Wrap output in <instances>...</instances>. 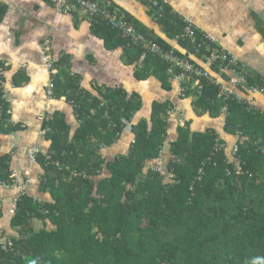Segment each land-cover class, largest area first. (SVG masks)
Returning a JSON list of instances; mask_svg holds the SVG:
<instances>
[{
	"label": "trees",
	"instance_id": "1",
	"mask_svg": "<svg viewBox=\"0 0 264 264\" xmlns=\"http://www.w3.org/2000/svg\"><path fill=\"white\" fill-rule=\"evenodd\" d=\"M158 9L150 4L149 12L158 15ZM3 13L0 7V19ZM157 22L167 38L134 20L161 50L175 49L191 58L195 49L188 41L179 40L185 53L169 43L185 27L169 4L162 7ZM92 31L108 49L122 48L124 64L135 65L137 80L155 77L164 90L172 89L173 75L161 55L120 37L100 18L92 22ZM196 34L200 41L202 31L197 29ZM2 67L0 132L10 133L20 125L12 124L6 113ZM75 77L58 70L54 91L56 97L73 101L79 127L72 134L60 111L43 123L50 149L38 157L45 170L41 190H49L54 201L39 202L27 194L18 198L12 218L18 235L13 246L0 245V264H264L262 111L229 100L223 112L225 102L218 88L205 80L198 88L187 89L182 95L192 96L198 116L223 117L224 133L239 136L234 143L238 150L227 152L226 141L215 128L193 130L187 120L170 142L173 159L166 170L173 176L165 182L161 166L152 162L160 159L168 138L173 103L154 100L150 118L134 120L142 108L138 92L129 95L121 87H101L94 95ZM25 79L23 72L14 75L17 86ZM128 126L135 134L128 153L106 161L102 145H112ZM9 162V156H0V183L13 181ZM105 169L108 174L101 177ZM33 218L44 224L48 220L52 227L36 230Z\"/></svg>",
	"mask_w": 264,
	"mask_h": 264
},
{
	"label": "crops",
	"instance_id": "2",
	"mask_svg": "<svg viewBox=\"0 0 264 264\" xmlns=\"http://www.w3.org/2000/svg\"><path fill=\"white\" fill-rule=\"evenodd\" d=\"M109 1L112 8L115 7L133 22L137 20L156 35L167 38L161 25L151 16L145 0ZM167 1L177 16L188 18L198 30L214 37L217 46L227 49L264 81V0ZM0 7L4 10L0 19V64L3 65L1 71L4 77L2 96L9 104L6 110L9 121L20 125L13 132H0V156L10 157L9 170L13 179L12 183H0V233L13 244L14 237L18 235L12 227V218L16 213L12 211L13 203H18L23 194L39 202L54 201L49 190H41L45 170L38 162L39 155L47 154L50 149V141L46 139L43 128L46 117L55 111L62 112L72 134L80 125L73 101L68 102L63 96L58 98L55 95L54 77L60 69H64L66 76L68 73L76 76L80 86L94 95L101 87H121L129 95L138 92L142 108L136 112L134 120L150 118L154 100L171 101L173 109L169 114L168 138L160 159L152 162L159 164L166 175L168 162L173 159L170 142L176 139L177 127L185 121H192L193 130L215 128L220 138L226 141L229 153L239 138L224 133L223 117L198 116L199 112L192 105V96L185 98L174 79L170 91L164 90L155 77L137 80L135 65L124 64L122 48L108 49L104 39L93 33L92 22L83 15L57 11L46 0H0ZM169 43L181 52L186 51L174 39H170ZM45 53L51 56L52 70L43 60ZM19 72H23L26 79L17 86L14 75ZM219 78L224 80L221 76ZM51 83L50 97L47 90ZM250 100L257 110L264 113L263 94L252 95ZM134 136L128 126L112 145H102L101 154L105 160L127 154ZM34 148L39 151L36 162L28 154ZM32 221L36 230L44 226L52 227L48 220L46 224L37 218Z\"/></svg>",
	"mask_w": 264,
	"mask_h": 264
},
{
	"label": "built area",
	"instance_id": "3",
	"mask_svg": "<svg viewBox=\"0 0 264 264\" xmlns=\"http://www.w3.org/2000/svg\"><path fill=\"white\" fill-rule=\"evenodd\" d=\"M46 1L57 11L83 15L89 22H93L100 18L108 25L115 28L120 37L127 39L129 42L142 45L147 51L161 55V57L169 63L168 73L173 75V79L177 83L181 94L189 88H198L203 80L216 86L219 96L222 97L225 102L223 108V112L225 113L227 112L229 100L243 103L247 106L248 110H253L256 108L250 100V97L259 93L264 95V81L262 82L257 79L256 74L247 65L241 63L239 59L227 49L217 46L214 37H210L202 32L203 37L199 41L196 34L197 28L188 18L180 17L185 24L184 31L177 35L174 40L178 43L179 40L188 41V43L195 48V52L191 55V58L180 56L175 49L161 50L156 43H153L145 34L139 31L132 19L115 7L112 8L109 0ZM150 4L151 7L153 5H159L158 15H151L157 21L159 16L162 15V7L169 3L167 0H153ZM150 4H148L149 8ZM172 12L176 14L173 9ZM202 46H204L205 52H202ZM199 53L202 54L200 57L197 56ZM192 56L195 58L193 57L194 59H192ZM143 57L144 55L141 56V59ZM43 60L47 67L51 70L54 69L53 61L49 54L45 53ZM219 76L224 80L220 79ZM52 87L53 83L49 85L47 90V94L50 97L52 95ZM34 149L35 150L28 151V154L30 159L36 162L39 151L38 148ZM237 150L238 145L235 144L233 147V154H235ZM237 166V171H240L241 167L239 165ZM161 168L158 167L157 170L161 171ZM164 174L165 182L169 181V177L173 176V173L170 172L166 175L164 171ZM15 206L16 202L13 203V207ZM0 245H2L3 248L11 247L13 246V242L9 241V238L0 233Z\"/></svg>",
	"mask_w": 264,
	"mask_h": 264
},
{
	"label": "rangeland",
	"instance_id": "4",
	"mask_svg": "<svg viewBox=\"0 0 264 264\" xmlns=\"http://www.w3.org/2000/svg\"><path fill=\"white\" fill-rule=\"evenodd\" d=\"M78 15H80V14H78ZM80 16H81V15H80ZM232 146H233V145H232ZM232 146H231V147H232ZM232 149H233V148H232ZM100 151H101V150H100ZM229 157L232 159V156H231V155H230ZM107 174H108V173H107V169H105L101 177H104V176H106ZM140 179H142V177H140ZM140 179H139V182H140Z\"/></svg>",
	"mask_w": 264,
	"mask_h": 264
},
{
	"label": "clouds",
	"instance_id": "5",
	"mask_svg": "<svg viewBox=\"0 0 264 264\" xmlns=\"http://www.w3.org/2000/svg\"><path fill=\"white\" fill-rule=\"evenodd\" d=\"M22 195V194H21ZM16 202V201H15ZM16 208H17V202H16V206L15 207H13V213H15L16 212Z\"/></svg>",
	"mask_w": 264,
	"mask_h": 264
}]
</instances>
